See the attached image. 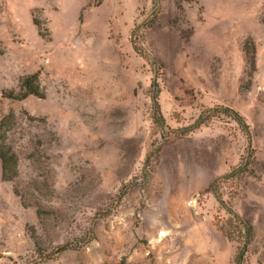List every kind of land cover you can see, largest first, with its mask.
Returning a JSON list of instances; mask_svg holds the SVG:
<instances>
[{"label":"rangeland","instance_id":"1","mask_svg":"<svg viewBox=\"0 0 264 264\" xmlns=\"http://www.w3.org/2000/svg\"><path fill=\"white\" fill-rule=\"evenodd\" d=\"M0 135V264H233L221 199L264 264V0H0Z\"/></svg>","mask_w":264,"mask_h":264},{"label":"trees","instance_id":"2","mask_svg":"<svg viewBox=\"0 0 264 264\" xmlns=\"http://www.w3.org/2000/svg\"><path fill=\"white\" fill-rule=\"evenodd\" d=\"M135 34V31H133ZM141 53V49L136 47ZM25 84L30 88V91H25L22 93H15L13 90H7L4 92L6 97L9 98H24L28 94L33 93L38 96H43V91L40 90L38 85H35L32 80L27 79ZM156 112L160 114V118L163 121L161 115L160 106L158 104L157 98L155 99ZM216 118H229L237 123L239 129L244 133L248 141V148L245 155L240 160L237 166L230 168L229 172L225 174V180H233L237 182L238 180L244 179L248 175L255 173L254 166V149H252V133L249 124L246 122L244 116L232 107L226 105L216 104L214 106L208 107L195 119L192 128L199 129L204 124H208ZM0 158L2 161L3 177L5 179H10L18 173V160L17 156L10 146H8L3 137L0 135ZM213 188V187H212ZM223 187H217L215 191L217 194L222 195ZM231 190L236 187H229ZM222 203L225 204V209L227 212V218L225 223L222 225L224 234L231 240L237 241V251L233 259V264H249V249L252 241V226L232 207V205L221 199ZM69 243L61 244L56 247V252H61L69 248Z\"/></svg>","mask_w":264,"mask_h":264}]
</instances>
